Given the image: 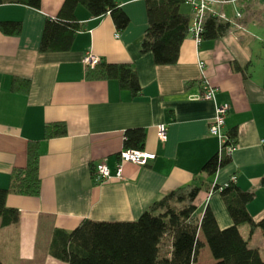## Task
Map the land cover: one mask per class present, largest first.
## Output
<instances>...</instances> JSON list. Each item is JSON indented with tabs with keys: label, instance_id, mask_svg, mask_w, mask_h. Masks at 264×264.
<instances>
[{
	"label": "crops",
	"instance_id": "0c3cea01",
	"mask_svg": "<svg viewBox=\"0 0 264 264\" xmlns=\"http://www.w3.org/2000/svg\"><path fill=\"white\" fill-rule=\"evenodd\" d=\"M147 1L118 0L129 17L122 32L109 14L94 17L78 5L82 29L71 50L45 53L39 50L45 24L57 19L65 0H41L39 9L0 5V22L22 24L18 36L0 31V189L9 187L14 169L26 167L30 142L41 141L40 194L6 199L8 208L19 210L20 220L1 228L3 264H69L51 252L57 231L71 232L85 220L137 221L154 202L195 179L203 184L194 202L197 223L209 207L221 230L233 226L220 192L211 191L233 177L241 190L254 194L248 205L254 222L264 221V0L217 2L230 31L200 43L188 35L174 65H156L151 53L140 52ZM181 12L191 22V5L185 3ZM89 52L107 63L132 65L142 93L133 97L117 80L87 78L83 59ZM205 84L216 88L215 99H193ZM225 103L230 105L225 130L236 132L237 148L226 166L208 176L201 174L202 167L221 149L209 126L217 106ZM56 122L65 123L68 134L44 141L46 124ZM163 124L166 142L158 137ZM134 128L145 130L142 151L155 159L147 165L123 163L122 179L97 183L95 166L105 163L115 175L125 132ZM240 231L264 259V230L251 234L243 225ZM198 238L203 244L198 263L215 264L201 229ZM172 254L173 236H165L160 255L171 259Z\"/></svg>",
	"mask_w": 264,
	"mask_h": 264
},
{
	"label": "trees",
	"instance_id": "16d2710c",
	"mask_svg": "<svg viewBox=\"0 0 264 264\" xmlns=\"http://www.w3.org/2000/svg\"><path fill=\"white\" fill-rule=\"evenodd\" d=\"M20 4L34 9L41 7V0H0V5ZM83 5L94 17L109 14L118 31L129 25V17L118 0H65L57 19L47 20L39 50L45 52H67L71 50L76 34L82 29L76 17V8ZM185 0H148V28L141 41L140 52L151 53L156 65H174L178 62L181 46L188 36L190 16L181 12ZM231 25L210 17L205 22L203 38L215 40L224 37ZM0 31L9 36H18L22 24L1 21ZM237 70L240 67L235 65ZM87 78L92 80L114 79L121 89L129 90L133 97L142 93L137 70L129 64H111L101 61L93 69L87 70ZM15 79L13 88L17 89ZM68 134L63 122L48 123L45 126L44 141ZM235 142L237 134L230 133ZM146 132L141 128L128 129L124 137V149L143 150ZM236 143V142H235ZM41 141H32L27 151V165L16 168L11 175L7 189H0V231L1 228L19 223L20 212L8 208L9 194L38 196L41 190L40 178ZM231 155L225 149L218 151L202 167L201 174L212 176L230 161ZM264 185V178L261 181ZM203 184L194 183L179 188L154 202L151 207L134 222H97L85 220L71 232L57 231L51 252L61 261L69 264H199L198 255L203 244L198 238L202 230L215 264H264L260 250L249 247V242L241 234L240 228L249 225L251 234L257 228L264 230V221L257 224L249 214L248 205L254 194L241 190L235 182L225 186L214 185L211 191L220 192L233 226L221 230L213 211L207 207L200 223L194 214V204ZM179 204H186L178 209ZM173 236L171 259L161 257V244L165 236ZM0 264H3L0 261Z\"/></svg>",
	"mask_w": 264,
	"mask_h": 264
},
{
	"label": "built area",
	"instance_id": "2783aa9c",
	"mask_svg": "<svg viewBox=\"0 0 264 264\" xmlns=\"http://www.w3.org/2000/svg\"><path fill=\"white\" fill-rule=\"evenodd\" d=\"M250 2L253 0H185L192 7V17L189 26L188 35L193 37L198 43L204 38L205 22L208 18H217L222 22L230 23L226 14L216 8L217 2L227 4L230 2ZM236 16L240 18L242 12L238 11ZM84 64L88 69H93L98 65L100 59L93 53L89 52L83 59ZM203 66V64H201ZM216 97V88L211 85L205 84L204 91L201 95L193 96V99L214 100ZM230 111V105L225 103L218 105L216 108V116L211 121L209 132L211 135L218 137L221 140V149H225L228 155H231L237 148V143L230 139L229 134L226 132V119ZM158 137L162 142L167 141V126L160 125L158 127ZM120 164L116 169L115 175L112 174L110 168L105 163H99L95 166L93 177L97 183H103L114 176L122 179L124 175L123 163H134L137 165H147L150 160L155 159L154 153H148L141 150L124 149L121 151ZM231 182H236V177H233ZM227 185V184H226ZM225 186V185H224Z\"/></svg>",
	"mask_w": 264,
	"mask_h": 264
},
{
	"label": "rangeland",
	"instance_id": "374dc122",
	"mask_svg": "<svg viewBox=\"0 0 264 264\" xmlns=\"http://www.w3.org/2000/svg\"><path fill=\"white\" fill-rule=\"evenodd\" d=\"M186 204H179L177 207L178 209H182L183 207H185Z\"/></svg>",
	"mask_w": 264,
	"mask_h": 264
}]
</instances>
